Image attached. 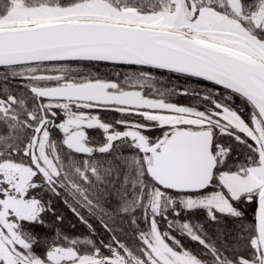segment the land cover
<instances>
[{
  "label": "snow or ice",
  "instance_id": "snow-or-ice-1",
  "mask_svg": "<svg viewBox=\"0 0 264 264\" xmlns=\"http://www.w3.org/2000/svg\"><path fill=\"white\" fill-rule=\"evenodd\" d=\"M0 264H264V0H0Z\"/></svg>",
  "mask_w": 264,
  "mask_h": 264
}]
</instances>
